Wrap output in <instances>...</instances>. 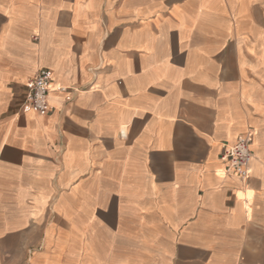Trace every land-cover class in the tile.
<instances>
[{
	"label": "crops",
	"instance_id": "1",
	"mask_svg": "<svg viewBox=\"0 0 264 264\" xmlns=\"http://www.w3.org/2000/svg\"><path fill=\"white\" fill-rule=\"evenodd\" d=\"M0 264H264V0H0Z\"/></svg>",
	"mask_w": 264,
	"mask_h": 264
},
{
	"label": "built area",
	"instance_id": "2",
	"mask_svg": "<svg viewBox=\"0 0 264 264\" xmlns=\"http://www.w3.org/2000/svg\"><path fill=\"white\" fill-rule=\"evenodd\" d=\"M52 80V72L48 69H41L36 77L27 84V93L22 104L24 112L34 111L45 114L49 111L48 96ZM253 139L254 132L248 131L239 136L232 146H223L220 158L227 173L243 178L249 176L253 159L251 150Z\"/></svg>",
	"mask_w": 264,
	"mask_h": 264
}]
</instances>
